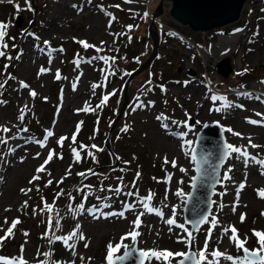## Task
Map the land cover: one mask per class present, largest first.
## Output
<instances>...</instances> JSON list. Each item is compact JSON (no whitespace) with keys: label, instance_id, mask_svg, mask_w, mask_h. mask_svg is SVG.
I'll return each instance as SVG.
<instances>
[{"label":"rangeland","instance_id":"obj_1","mask_svg":"<svg viewBox=\"0 0 264 264\" xmlns=\"http://www.w3.org/2000/svg\"><path fill=\"white\" fill-rule=\"evenodd\" d=\"M8 1L0 0V22L9 25L5 37L8 47L4 49L5 56L0 57V85H3L0 101L5 102L0 104V126L11 131L0 132V136L16 138L9 139L8 144H0V237L5 235L13 220L19 219L20 223L13 235L0 244V257L22 255L27 264H44L45 261L49 264H106L107 244L118 243L132 230L137 214L144 211L139 200L149 193L153 194L151 205L163 213V218L147 213L141 217L138 249L188 251L184 243L178 242L186 238L183 228L171 226L170 230L165 221L172 218L175 208L177 225L189 229L183 221L182 207L194 174L191 155L199 125L218 121L223 129L231 128L241 136L224 131L228 143L246 147L249 156L264 160V126L247 123L248 119L261 120L256 113L264 114V0H246L236 21L204 32L175 22L167 0L162 2V11L154 20L152 14L159 0H28V3L12 0V5L7 4ZM17 4L19 11L15 7ZM18 15L22 17L19 26L15 23ZM128 26H131L130 30ZM26 29L28 31L23 33ZM150 30L158 34L157 52L129 82L127 106L108 135L123 103L126 77L152 53ZM166 32L170 34L165 35ZM222 35L234 38L218 51ZM78 41L95 47L86 50ZM112 48L118 55L114 60L106 56ZM136 57L138 61H135ZM224 57L229 58L232 66L225 78L215 69L216 62ZM41 69L45 71L41 72ZM188 70L195 76H189ZM57 71L60 79H56ZM239 71L242 74L238 80L236 73ZM240 80L246 82L243 91H215L216 87L234 88ZM21 82L29 87L24 88ZM94 85L100 87L93 90ZM32 91L37 93L35 98L30 95ZM113 92L116 94L110 96L103 109L96 105L101 104L103 95ZM213 95L226 99L231 107L222 108L220 100L213 103ZM141 97L144 100L139 104ZM85 107L92 111H78ZM24 112L27 117L25 128L18 131L16 126L21 123L19 117ZM158 116L161 119L158 120ZM190 117L195 120L193 125L188 123ZM185 121L190 125V131L184 126ZM78 124L79 132L73 143ZM121 124L127 126V131L115 135ZM162 124H167L168 128ZM47 131L54 135L45 139ZM61 137H68L63 147L57 143ZM106 138L109 149L105 145ZM249 138L260 147H250ZM37 141L45 142L46 146L40 147ZM187 142H191L190 146ZM80 145L86 147L81 149ZM73 148L80 152L79 162L75 161ZM103 148L111 152L112 162L116 161L117 155L122 161H128L124 173L118 171L111 180V185H120L123 190L114 196L116 202H108L107 207L104 204L93 208L84 206L80 211L78 206L84 199L82 181L85 176L78 173L111 172L118 167V158L116 164L109 166L92 165L93 156L107 160ZM51 150L63 158L54 156L46 165V171L39 174L41 179L29 183ZM165 157L169 161L175 159L177 167L165 164ZM88 167L91 168L89 171ZM180 168L187 172L179 171ZM69 170L70 174H67ZM262 172L264 169L252 161L246 166L243 158H237L235 153L227 158L209 216V219L215 216L219 221L212 230L209 251L218 249L234 257L243 255L224 236L223 229L228 225L238 229L241 239L248 237L246 247H258L252 230L264 231V198L258 195V190H264ZM224 173L231 179L224 180ZM66 174L63 183H57ZM166 174H171L167 183L164 182ZM181 179L183 184L179 183ZM49 180L52 184L46 187ZM90 182L97 186L103 180L99 177ZM241 184H244L242 190ZM22 189L32 190L25 195ZM177 189H182L185 196L177 197ZM61 190L64 194L57 198L56 194ZM69 193L72 199H69ZM25 201L27 207H24ZM45 201L53 205V212L45 209ZM69 204L72 210H69ZM129 204L135 206L132 211L125 210L124 206ZM95 210L117 215L96 218L91 214ZM121 211H124L123 218L118 215ZM241 214L246 217L243 223ZM50 217L52 230H49ZM57 218L58 230L55 227ZM77 226L85 239L75 238L69 242L75 244L74 253L62 241L52 239L53 236L69 235L77 230ZM208 228V224H202L193 234L194 251L203 248ZM45 233H48L47 238ZM86 243L88 247L84 246ZM125 243L132 245L131 240ZM50 244L51 255L45 256ZM81 257H84L83 262ZM176 263V260L172 261V264ZM145 264H163V261L145 260ZM220 264L231 262L221 259Z\"/></svg>","mask_w":264,"mask_h":264},{"label":"snow or ice","instance_id":"obj_2","mask_svg":"<svg viewBox=\"0 0 264 264\" xmlns=\"http://www.w3.org/2000/svg\"><path fill=\"white\" fill-rule=\"evenodd\" d=\"M9 2L11 3L12 0H9ZM125 2H129V0H125ZM26 3H28V0H26ZM17 11L20 10V6L17 4L16 6ZM117 7H119L117 5ZM29 10H30V5H29ZM145 16H147V13H145ZM113 19H115V17H113ZM9 27V25L7 23L4 22H0V57L5 56V51L4 49H7L8 45L5 42V37L7 36V28ZM129 30L131 29V26H128ZM237 31H242L240 29H238ZM48 42L45 41V44H47ZM78 43L82 44V46L87 50L89 47H95L92 45H89L87 42L85 41H78ZM60 51H63V49H60ZM96 51H101L100 48H96ZM9 59H11V57H8ZM7 67V66H5ZM45 71L44 69H41V72ZM245 71H247V69H245ZM56 79H60V74L57 71L56 73ZM262 83H264V81H262ZM22 86L24 88H28L29 86L26 83L21 82ZM0 87H3V85H0ZM100 87V85H94L93 86V90H95V88ZM74 90H75V85H74ZM116 93H110L109 95H105L102 98L101 104L98 107H103L104 105H106L110 99L111 95H115ZM30 95L35 98L37 93L35 91L30 92ZM46 99V98H45ZM257 99H259V97H257ZM211 100L213 101V103H215L217 100L221 101V107L224 109H227L229 107H231V105L226 101V99L222 98V97H217L215 95L211 96ZM5 103L4 101H0V104ZM25 107H27V105H25ZM141 107H143V105H141ZM242 107V105L240 106ZM216 111H221V108H216ZM78 111H84V112H89L92 111V109H90L89 107H85L83 109H80ZM256 115L261 116V120H253V119H248L247 123L252 124V125H261L264 126V114L261 113H256ZM157 119H161V117H157ZM19 120L21 122H23L24 120V116L21 115L19 117ZM82 123V122H81ZM218 123V122H217ZM184 126L187 127L189 129V131L191 130L190 125L187 124V121L184 122ZM162 127H164L165 129L168 128L167 124H162ZM79 128L80 125H77V133L73 134L72 137V142L75 143L76 142V135L79 132ZM27 129H25L26 131ZM11 129H9L6 126H0V132L3 133H8L10 132ZM124 131H127V126L125 127ZM224 131L227 132H231L233 135L236 136H241L240 133L234 132L231 128H226L224 129ZM54 135V133L52 131H47L46 133V137L45 139H47V137H52ZM186 135V133L184 134ZM16 137H8L6 138L5 136H0V144H8L9 139H15ZM243 138V137H241ZM68 137H61L57 143L59 144L60 147H63L65 140H67ZM37 143H39L40 147H45L46 144L45 142L42 141H37ZM190 146L191 142H187ZM249 146L252 148H258L260 147V145H256L253 144L251 142V139L249 138ZM86 146L84 145H80L81 149H84ZM93 148H95L96 146L93 145ZM9 151H14V149H9ZM97 151H103V149H97ZM193 154L191 155V160L193 162H197V156L195 154V149H192ZM72 153L73 156L75 158L76 162H79L81 159L80 156V152L77 151L76 148L72 149ZM237 154V158L242 157L244 164L247 166L249 161H252L256 164H258L262 169H264V160H260L257 159L255 156H249V153L247 151V148H241V147H237L234 146L230 143H225L224 144V148H223V152L220 156L221 160H225L228 157L231 156V154ZM39 155V154H38ZM89 155H92V153H89ZM54 156L62 159L63 157L58 154L55 153L54 150L49 151V154L44 162V164H42L39 168H37L36 170V175L33 177L32 180L29 181V183H34L35 181L41 179V176L39 175L40 173H44L46 171V165L48 163H50L52 161V159L54 158ZM93 159H95V157L93 156ZM164 163L165 164H169L171 163L172 167H177V161L175 159H173L172 161H169L167 157L164 158ZM205 163H207V161H205ZM91 171V170H90ZM179 171L181 172H187V169L185 168H180ZM196 171L198 173L201 174V177H203L205 175V173L202 171L201 169V165L199 163H197L196 166ZM228 171H231V169L229 168ZM67 174H70V170ZM67 174L64 178H62L60 181H58L57 183H63V179L67 178ZM262 174H264V172H262ZM48 175H51V173H48ZM78 175L84 177L87 174L86 173H78ZM139 173H137V178H139ZM167 178L164 181L165 183L169 182L171 180V174H166ZM155 179V178H153ZM197 178L193 177V181H195ZM224 180H228L231 179L230 176L227 175V173L224 175L223 177ZM180 184H183L184 181L181 179L179 181ZM52 184V180H49L47 182V184L45 185L50 186ZM86 187H90V186H86ZM192 187H196L195 182L192 184ZM240 189L242 190L244 188V184H241ZM32 189H22L21 191L27 195L28 192H30ZM38 192L40 191L39 187H37L36 189ZM79 191H83V189H78ZM117 192L120 191L119 188L116 189ZM63 190H61L59 193L56 194L57 198L61 195H63ZM128 195H138L137 193H128ZM175 195L177 197H184L185 193L182 189H177ZM258 195L261 198H264V190H258ZM152 193H149L148 196L141 198L139 200V203L143 206L144 211L139 212L135 218V220L132 222V230L129 231L128 233H126L124 236H122L120 238V241L116 244H113L112 242H109L106 246L107 248V252H106V264H123L124 261L128 260L134 252L138 251V258L140 260V264H145V260L151 261L152 259H155L157 261H163V264H172L173 260H176L177 264H186V262H190V264H220L221 259L230 261L231 264H264V231H258L253 229L252 230V234L253 236L256 238V243L258 245V247L256 248H248L246 247L247 243H248V237L245 236L243 239L240 238L238 229L235 226L232 225H228L226 227H224L223 229V234L224 236L227 237V239L229 240L230 244H233L237 250V252H242L243 255L242 256H232V255H228L224 252L219 251L218 249H213L211 251H209V241L211 240L212 237V230L217 226V224L219 223V221L217 220V218L215 216H211V219H209V215H199L198 219L195 221V223L197 225H201V224H208L209 228L207 229V235L205 237V241H204V245L203 248L200 249L199 251H192V248L194 246L195 243V238L193 235V232L190 231L188 228H185L183 225H177L176 219L175 217V208H173L172 210V218H168L166 219V224L170 226V230H171V226H176V227H180L183 228V231L187 234L185 239L179 240L178 242L180 243H184L186 245V247L189 249L187 252L184 251H178L173 253L170 250H137L134 245L137 242L138 237L141 235V232L139 231V229L142 226V220L141 217L143 215L147 214H155L157 216H160L161 218H163V213L156 209L154 206L151 205V200H152ZM43 199V198H42ZM69 199H72L71 194L69 193ZM165 199H167V196H165ZM237 199H239V192H237ZM214 203V202H213ZM45 204V209L51 213L53 212V205H49L47 204V202H44ZM24 207H27V201H25L24 203ZM105 207H107V205H105ZM125 210L127 211H132L133 208L135 207L134 205H125ZM221 208L223 207V205L220 206ZM69 210H72V205L69 204L68 205ZM78 209L80 211L84 210V204L81 203L78 206ZM7 211V209H6ZM35 211V210H34ZM233 211H235V207H233ZM92 215L96 216V218H99L100 216H105V218H107V215H117L116 213H110V214H104L102 211L99 210H95L91 212ZM118 215L120 217H124V211H121L120 213H118ZM262 215H264V213H262ZM57 217H59V213H57ZM246 217L244 214L240 215V221L241 223H243L245 221ZM5 223H7V220H5ZM20 223L19 219L13 220L11 225L7 228L6 233L4 236L0 237V244L3 243L4 240L10 238L13 235V230L16 228V226ZM56 230L59 229L60 227V223H59V218H57L56 221ZM78 227L77 226V230H73L69 235L60 237V236H53L52 239L54 240H60L63 242V244L65 245V247L69 248L70 250H73L74 253V249H75V244L74 243H69L70 241H73L75 238H78L80 240H84L85 237L82 233L78 232ZM49 230H52V223H51V217L49 218ZM231 233V235H228V233ZM25 235H28L27 233H25ZM48 237V233H45V238ZM126 240H131L132 241V245L126 244L125 241ZM85 247H88L89 245L86 243L84 245ZM123 248V255H118L121 252V249ZM23 252V249H21V253ZM45 256H50V253H44ZM209 256L211 257V259H209ZM81 261H84V257L80 258ZM89 260L91 258H88ZM0 264H27V262L23 259V256L21 255L18 258H7V257H0ZM44 264H49L48 261H45Z\"/></svg>","mask_w":264,"mask_h":264},{"label":"water","instance_id":"obj_3","mask_svg":"<svg viewBox=\"0 0 264 264\" xmlns=\"http://www.w3.org/2000/svg\"><path fill=\"white\" fill-rule=\"evenodd\" d=\"M165 0H159V3L152 14V20H154L162 11V2ZM170 2L169 13L173 20L181 25H187L194 31H206L208 29L223 26L230 22H234L238 19L241 8L246 0H167ZM22 17L18 15L15 19L17 26L21 24ZM153 23V21H152ZM29 29V27H28ZM28 29L24 30L26 33ZM150 29V26H149ZM150 36L152 39L153 50L149 58L145 62L131 71L126 77L123 83L124 95L122 106L117 113L112 126L110 127L108 135L111 134L114 125L117 123L119 117L124 112L127 106V88L131 79L147 65L150 60L155 56L157 52L158 38L156 31L152 33L150 30ZM215 69L218 74L222 77H227L232 70V66L228 57L220 59L215 64ZM187 74L191 77L195 76V73L191 70L187 71ZM24 120L16 126L18 131H23L25 128L26 114L23 113ZM195 120L190 117L188 123L193 125ZM218 121L206 122L199 125V130L196 131L195 139L193 142L192 149H195L197 156V162H194V174L191 177L190 189L185 196L184 204L182 207V217L184 223L189 226V230L196 233L199 227L195 221L199 215H209L213 205V196L215 189L221 179V171L226 163V160H221L220 156L223 152L224 144L228 143L223 127ZM106 148L108 147V138L105 139ZM193 154V152H192ZM115 164L117 158L115 157ZM207 161V163H205ZM197 163L201 165L202 171L205 173L203 177L196 171ZM113 165L116 166V165ZM101 167V166H100ZM97 170H91L86 174H92ZM225 175V173H224ZM193 177L197 179L193 181ZM195 182L196 187H192ZM137 250V242L134 245ZM51 244L49 248V253ZM124 251V250H123ZM123 251L118 255H123ZM194 251V249H192ZM187 252V251H186ZM242 253V252H241ZM243 254V253H242ZM11 258H18L13 255ZM123 264H140L138 258V251L134 252L133 255ZM177 264V263H176ZM190 264V262H186Z\"/></svg>","mask_w":264,"mask_h":264},{"label":"trees","instance_id":"obj_4","mask_svg":"<svg viewBox=\"0 0 264 264\" xmlns=\"http://www.w3.org/2000/svg\"><path fill=\"white\" fill-rule=\"evenodd\" d=\"M5 2H7V1H5ZM7 4L12 5L14 3L9 2ZM169 34H170L169 32L165 33V35H169ZM108 55L113 60L115 59V57L118 56L116 54L115 48H112V50L108 51L106 53V56H108ZM72 59H74V57H72ZM138 60H139L138 57H136L135 61H138ZM241 74H242V72H240V71L236 73V77L238 80L240 79ZM0 83H1V80H0ZM244 83H246V82H243L240 80L239 83L237 85H235L234 88L227 90V89H222L220 87H216L215 91H224V92L225 91L232 92L234 90L243 91L245 89V87H243ZM103 97H104V95L102 96V98ZM142 100H144L143 97H141V99L138 100L139 104H142V102H143ZM96 105L99 106L98 103ZM104 106L102 107V109L104 108ZM107 111L109 113L110 109H108ZM109 115H110V113H109ZM106 119H107V117H106ZM124 129H125V126L123 124H121L120 128L117 127V129L115 130V135L119 134V131L124 132ZM115 138L117 139V138H119V136H116ZM104 152H105V155L107 156V160L104 161V159H101V158L96 159L95 158V159H93L94 162H92L93 163L92 165H95L97 167L109 166V164L111 165V163L115 162V161L112 162V155H111L110 151H108L107 149H104ZM113 152H115V150H113ZM117 158L119 160V163H118V167L116 169H112L111 172L107 171V170L95 171L92 174L85 176V179H83L82 184H84L85 189H84V199L82 200L84 203L83 202L82 203L84 204L85 207L93 208V207H99L100 205H103V204L108 206L109 205L108 202H111V203L116 202V200L114 199V196H116L121 190H123V188L117 184L115 186L111 185V184H113L111 182V180L117 175L118 171L124 173L123 171H125V165L128 164L127 160L126 161L121 160L120 155H117ZM90 169L91 168H89V167L87 168L88 171ZM99 177L102 178L103 182L99 183L97 186H95V184L93 185V182L92 183L90 182L91 180L99 178ZM89 183H90V187H86V186H88ZM117 188L120 189L119 192L116 191Z\"/></svg>","mask_w":264,"mask_h":264},{"label":"bare ground","instance_id":"obj_5","mask_svg":"<svg viewBox=\"0 0 264 264\" xmlns=\"http://www.w3.org/2000/svg\"><path fill=\"white\" fill-rule=\"evenodd\" d=\"M63 0H59V2H62ZM234 37L230 36V35H222L220 38H219V42L220 44L218 45L217 47V50L218 51H222L223 47L222 45L225 44V43H228L230 41H232ZM246 88V87H245Z\"/></svg>","mask_w":264,"mask_h":264}]
</instances>
